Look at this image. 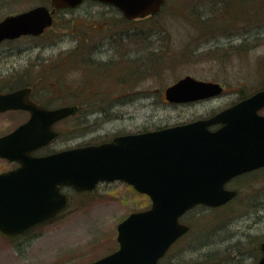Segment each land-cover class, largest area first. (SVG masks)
I'll use <instances>...</instances> for the list:
<instances>
[{"label":"rangeland","instance_id":"1","mask_svg":"<svg viewBox=\"0 0 264 264\" xmlns=\"http://www.w3.org/2000/svg\"><path fill=\"white\" fill-rule=\"evenodd\" d=\"M36 5L51 6V2L0 0V20ZM76 37L91 44L88 55L80 54L88 60L84 67L74 59L79 52L73 50ZM106 41L121 46L123 55L115 52L111 62L96 65L94 56L108 57L100 55L97 47V42L106 46ZM186 75L219 82L224 93L202 101H168L165 88ZM0 78L33 86V96L40 101L56 98L54 105L81 104L75 120L58 125L61 134L50 150L210 117L241 93L264 88V0H165L162 10L145 22L127 20L112 5L58 10L46 33L0 43ZM26 115H0V134L11 131ZM9 166L0 162V168ZM235 184L263 204L245 205L242 192L219 215L202 208L188 213L184 220L191 233L170 253L193 261L194 251H202L200 246L208 241L204 239L208 232L210 246H218L212 232L220 242L229 233L241 237L248 233L253 245L264 238V171L259 169ZM150 205L147 195L121 181L73 193L72 204L60 218L18 237L0 235V264L90 263L115 251L118 224ZM168 258L163 264H175L174 258Z\"/></svg>","mask_w":264,"mask_h":264},{"label":"water","instance_id":"2","mask_svg":"<svg viewBox=\"0 0 264 264\" xmlns=\"http://www.w3.org/2000/svg\"><path fill=\"white\" fill-rule=\"evenodd\" d=\"M83 0H51L53 9L38 5L0 21V42L39 35L53 23L56 9ZM112 3L126 17H144L160 10L164 0H100ZM219 82L192 75L165 89L171 102H190L222 92ZM30 88L0 93V111L28 109L31 117L0 137V156L18 160L16 170L0 173V233L11 236L54 216L69 203L61 185L93 189L99 181L123 179L152 199V207L129 214L118 226L119 248L88 264H157L172 243L188 231L180 216L196 204H224L236 190L225 188L232 177L264 167V90L208 119L116 136L110 142L35 157L31 152L53 139L52 124L73 113L75 106L45 109L27 98ZM213 123H223L217 131ZM225 136H245L248 147H221ZM223 138V139H222ZM36 174L39 188L25 186ZM37 183V181H33ZM29 192L31 194H29ZM264 252V242L259 245ZM258 264H264V254Z\"/></svg>","mask_w":264,"mask_h":264},{"label":"flooded vegetation","instance_id":"3","mask_svg":"<svg viewBox=\"0 0 264 264\" xmlns=\"http://www.w3.org/2000/svg\"><path fill=\"white\" fill-rule=\"evenodd\" d=\"M164 2H165V0H164ZM87 4L89 6H96V5H110L111 6V4L102 2L100 0H84L79 5H77L75 7H72V8H69L68 10H71V9L72 10H77L79 8L84 7V5H87ZM163 5H164V3L161 6V10H162ZM113 7H115V6H113ZM115 8H117V7H115ZM117 10H119L122 13V16L124 18H126L127 20L136 21V22H145L147 20H150L153 16L156 15V13H155V14L146 15L144 17L128 18V17L125 16V14L123 13L122 10H120L119 8H117ZM8 15H11V14H8ZM8 15H6L5 17H7ZM54 19H55V16H54ZM49 28H47V29H49ZM47 29L44 31V33H46ZM44 33H42V34H44ZM24 36H31V35H22V36H20L18 38L9 39V40H5V41L18 40V39H20L21 37H24ZM76 38L78 39V37H76ZM5 41H3V42H5ZM3 42H1V43H3ZM75 42H76L77 45L76 44H75L76 46L73 45L74 46L73 50H79L78 54H77V52H75V54H74V59L78 63L76 65H78L80 67H84L86 65V63L88 62V60L86 58H84L83 56H80V54L82 55V53H83V54L88 55V53L90 51L89 47L91 46L90 41L89 40L78 39ZM105 43L107 44L106 46L105 45H100V42H97V47H98V50H99L98 53L100 55H102V56H103V54L108 55V57H107L106 60H98V59H100L102 57L99 58L97 56H94L95 58L93 57V59H97V61L95 63L96 65H98L99 63H105L106 61L107 62H111L113 60V58L115 57V52L120 53V54L123 55V53H121V50H122L121 46H119V48H117V47L113 46L111 41H106ZM100 61H102V62H100ZM111 68H113V66L109 67V70ZM95 70H98V68L96 66H95ZM22 84H25V85H22ZM26 87L30 88V91L27 93V98H29L31 101H33L36 105H38L40 107H43L45 109H57V108L65 107V106H75L76 107L73 113H70L69 115L56 120L52 124V128L55 131H57L58 135L55 138H53L52 140H50L48 143H46V144L40 146L39 148L33 150L31 152L32 156L42 157V156L51 155V154L57 153V152H59L61 150H65V149H69V148L72 149V148H77V147H83V146L91 145V144H85V145H80V146L74 145V146L67 147V148H59V149H56V150H50L49 147L56 141V139L61 134V131L58 128V125L60 123H62L63 121L67 120V119L75 120L76 116L78 115V113L81 110V104L79 102L74 101V102H68V103H64V104H56V105H54L56 98H52L48 102L47 101H40L39 99L37 100L33 96V91H35L33 86H29L28 84H26L24 82H19V81L16 82V84H11V83L4 82V80L0 78V93H3V94L10 93V92H13V91H16V90H19V89H22V88H26ZM42 88L44 89V87H42ZM72 89H73V86L69 88L70 93H71ZM224 89H225V87H224ZM262 89H264V88H262ZM262 89H256V90L253 89L251 92L247 93L246 95H243L241 93L240 95H238V97L236 98V100L232 104L220 109L219 111H217L213 115L221 113L222 111H224V110L236 105L237 103H239L243 99H246V98L250 97L251 95H254L255 93H257L258 91H260ZM51 90H53V89H51ZM80 90H82V88H80ZM52 92L57 93V91H55V90H53ZM223 93H224V90H223L222 93H220V94H218V95H216L214 97H211V98L219 97ZM200 101H202V100H200ZM21 112H25L27 114L25 119L22 120L21 122H19V124L16 127H14L11 131L3 133V134H0V136H4V135L14 131L20 125H22L23 123H26L30 119L31 114H32L30 110L23 109V108L9 109V110L0 111V115H5V114L14 115V113L21 114ZM258 113L261 114V115H264V107L261 108L258 111ZM213 115H211L210 117H212ZM206 118H209V117H206ZM223 125H224L223 123H215V124L209 125L208 126V130L214 132V131L220 130L223 127ZM74 126L75 125H73V127ZM156 129H151V130H156ZM130 133H139V132H127V133H122V134L119 133V134L114 135L110 139H106V140L101 141L100 143H102V142H110L116 136L124 135V134H130ZM244 140L248 141V137H245V136H225L224 139H223L224 143L221 144V147H225V148L248 147V144L238 143V141H244ZM93 144H98V142L97 143H93ZM2 161L8 162L9 164H11V166H9L8 168H0V173L11 172L13 170H16L22 164L18 160H12V159H9L8 157L0 156V162H2ZM260 169L262 171H264V167L260 168ZM258 170L259 169H256V170H253V171L243 172V173L231 178L226 183L225 187L227 189H232V190H236L237 191L236 196L233 199H231L229 202H227L226 204H224V205H216V206H211V205H208V204H197L194 207H192L191 209L187 210L180 217V221L182 223H184V224H187L189 226L188 231L185 232L180 237H178L172 243V245L169 247V249L166 251V253L162 257H160V259L158 260V264H163L166 260L168 261L169 260V258H168L169 256L174 258L172 261H175V264H192V263H195V264H245V262H246V264H258L259 261L262 259V256L264 254L263 250L259 247V245L264 242V238L261 241H259L257 243V245H253L252 240L248 241V233L246 235H243L244 237H241V235L235 236V234L232 235V233H229L228 235L223 237L222 238L223 240L220 242L221 238L219 237V235L213 236V234H216V232H212V236L211 237L213 239H217L218 246H210V244H212V243L209 242V239H210V235L209 234H211V233L210 232H208V234L205 233V234H207V237H205L206 236L205 235L204 239H208V241L205 242L202 246H200L203 249L202 251H199V252L198 251H194V253L196 254V257L193 258V261H189V260L184 261L183 258H182V254H180V253L179 254L170 253L171 250L173 248H175V246L182 239H184L189 233H191V231H190L191 225L184 220V217L188 213L195 212V211H197V209L202 208L203 211H205V209H207V211L209 210L211 212H216L219 215V210L222 209V208L225 209L227 207H230L228 204H230V203H232L234 201H237V199L242 196V192H244L242 200L244 201L245 205H247V206L248 205H255V206L256 205H262L263 203H262V201H259L260 199L253 200V197H249L248 198V189L245 192L244 189H242L240 186H238L236 184L232 185V183H234L237 179H241V178H243V177H245V176H247V175H249V174H251V173H253L255 171H258ZM24 179H25V184L24 185L27 186V187H30V188H39V187H41L40 186L41 184L38 182L40 177L38 175H36V174H28V175H26L24 177ZM33 181H37V183H34ZM106 182H115V181H104V182H101V183H106ZM121 182L126 183L127 185L131 186L135 191H137V189L133 185L127 183L126 181H121ZM101 183H99V184H101ZM99 184L93 190H86V191H78L73 186L61 185L60 188H59V192L62 195L66 194V195L69 196V198H70L69 205L66 208H64L62 211L57 213L54 217H51L49 219L43 220L41 222H38L35 225H32L31 227L27 228L23 232H21L19 234H16V235H14L12 237H9V238H14V237H18V236H21V235L28 234V233L32 232L33 230H35L36 228H38L39 226H41L43 224H46V223H51L54 220L60 218L61 216H63L66 213L67 209L72 204V202H73V193L74 194H76V193L84 194V193H87V192H92L99 186ZM137 192H139V191H137ZM29 194H31V193L29 192ZM149 199H150V202L152 204L151 197H149ZM242 206H244V205H242ZM200 247H198V248H200ZM213 247H217V248H213ZM249 259L252 260L251 263H248ZM166 264H169V263H166Z\"/></svg>","mask_w":264,"mask_h":264}]
</instances>
